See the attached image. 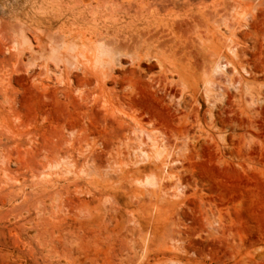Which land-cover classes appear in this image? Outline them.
<instances>
[{"label": "rangeland", "instance_id": "1", "mask_svg": "<svg viewBox=\"0 0 264 264\" xmlns=\"http://www.w3.org/2000/svg\"><path fill=\"white\" fill-rule=\"evenodd\" d=\"M0 264H264V0H0Z\"/></svg>", "mask_w": 264, "mask_h": 264}, {"label": "bare ground", "instance_id": "2", "mask_svg": "<svg viewBox=\"0 0 264 264\" xmlns=\"http://www.w3.org/2000/svg\"><path fill=\"white\" fill-rule=\"evenodd\" d=\"M221 34H222V33H221ZM223 38L226 39V40H228V41L230 40V37H228V36H226V37L223 36ZM27 41H28V40H27ZM31 43H32V42H30V43L28 44V47H27V48H30V49H29L30 51L34 50V49L32 48V46H31ZM227 48H228L229 51L232 50L230 46H227ZM55 52H56V51H55V48H54V47H50V49H49V51H48V54H47V58L54 59L53 57L55 56V54H54ZM24 55H25V54H23L22 52L18 53V57H17L18 62H21V61H22ZM31 65H33V62H31V63L28 64V68H27V70H30L29 67H30ZM224 66H226V63L224 64ZM149 147H150V152H151V153L156 154V156H159V155H160V151H159V150H155V149H153V148L156 147V145H155L154 142H153V143H150V144H149ZM151 153H150V154H151ZM150 154H149V152H148L147 150H142V151H140V152L137 154V156H138V158L141 157V160H143V159H145V158L150 157ZM170 154H171V153H170V151H169V152L165 155V158L162 159V161H161V170H160V171L162 172L161 176L164 175V176H163V179H165V181H168V180L171 178V175L169 174L170 164L172 163V161H171L170 158H169V157H170ZM160 179H162V177H160ZM158 180H159V179H158ZM159 181H160V180H159ZM145 182H146V181H145ZM153 183H155V182H153ZM146 184H147V182H146ZM151 184H152V183H151ZM164 184H165V183H164ZM148 185H149V184H148ZM158 185H160V184H158ZM158 187H159V186H158ZM157 191H158V190H157ZM159 191H163L164 194L169 195V194L167 193V189L165 190V186H164V185L162 186V188H159ZM177 191H178V190L176 189L174 193L170 194V196H175Z\"/></svg>", "mask_w": 264, "mask_h": 264}]
</instances>
